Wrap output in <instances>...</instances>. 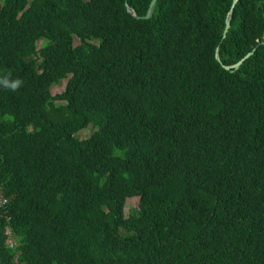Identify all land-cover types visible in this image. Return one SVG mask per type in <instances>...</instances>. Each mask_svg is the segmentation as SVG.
<instances>
[{
  "label": "trees",
  "instance_id": "trees-1",
  "mask_svg": "<svg viewBox=\"0 0 264 264\" xmlns=\"http://www.w3.org/2000/svg\"><path fill=\"white\" fill-rule=\"evenodd\" d=\"M150 1L0 0V264H264V0Z\"/></svg>",
  "mask_w": 264,
  "mask_h": 264
},
{
  "label": "water",
  "instance_id": "water-1",
  "mask_svg": "<svg viewBox=\"0 0 264 264\" xmlns=\"http://www.w3.org/2000/svg\"><path fill=\"white\" fill-rule=\"evenodd\" d=\"M236 2H237V0H232L230 9L227 12V15H226V18H225V25H224V30H223L222 37L226 36V32L228 31V29L230 27L232 11H233V7H234ZM155 3H156V0H151L149 5H148V8H147L146 12L143 15L137 14L135 12V10L127 2H125V8H126V11L131 13L135 18L148 19V18L151 17V15L153 13ZM260 44L264 45V40L259 42L257 44V46H259ZM255 48H253L251 51L247 52L244 56H242L235 63L230 64V65L222 64V66L224 67V69H227V70H230V71H233V70L237 69L241 65V63L254 52ZM215 58H216L217 61H220L218 48H216V50H215Z\"/></svg>",
  "mask_w": 264,
  "mask_h": 264
},
{
  "label": "rangeland",
  "instance_id": "rangeland-1",
  "mask_svg": "<svg viewBox=\"0 0 264 264\" xmlns=\"http://www.w3.org/2000/svg\"><path fill=\"white\" fill-rule=\"evenodd\" d=\"M43 43V39H39L37 40L36 42V46L37 48ZM78 43V40L76 39V37L74 38V44H77ZM65 84H66V80H61L60 83H57V84H53L51 87H50V90H51V93L52 94H57V93H60L61 91L64 90L65 88ZM91 129L89 127L83 129V130H80L77 132V136L79 138H85L88 136V134L90 133ZM136 208V201L134 199H131V200H128L124 206V214L125 216H128L132 211L133 209ZM121 233L123 235H127L129 234L128 231H125V230H121Z\"/></svg>",
  "mask_w": 264,
  "mask_h": 264
},
{
  "label": "clouds",
  "instance_id": "clouds-1",
  "mask_svg": "<svg viewBox=\"0 0 264 264\" xmlns=\"http://www.w3.org/2000/svg\"><path fill=\"white\" fill-rule=\"evenodd\" d=\"M0 85H3L5 88L10 89L12 91H16L21 87L22 81L20 79L10 80L8 76H5L2 79H0ZM9 236H11V231L8 234V237ZM12 238H13V236H12Z\"/></svg>",
  "mask_w": 264,
  "mask_h": 264
},
{
  "label": "built area",
  "instance_id": "built-area-1",
  "mask_svg": "<svg viewBox=\"0 0 264 264\" xmlns=\"http://www.w3.org/2000/svg\"><path fill=\"white\" fill-rule=\"evenodd\" d=\"M5 202H6V199L5 198H2L1 201H0V204L3 205ZM6 232H7V234L10 233V229L8 227H6ZM7 244L9 245V247H14L15 241L12 238V236H9L8 237Z\"/></svg>",
  "mask_w": 264,
  "mask_h": 264
}]
</instances>
